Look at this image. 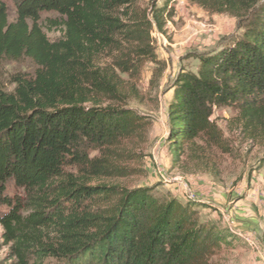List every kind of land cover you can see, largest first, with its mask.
Wrapping results in <instances>:
<instances>
[{"label": "trees", "instance_id": "obj_1", "mask_svg": "<svg viewBox=\"0 0 264 264\" xmlns=\"http://www.w3.org/2000/svg\"><path fill=\"white\" fill-rule=\"evenodd\" d=\"M11 1L14 21L0 1V63L35 66L12 92L0 70V225L13 264H210L231 236L202 219L208 205L119 182L136 174L128 163L139 161L151 124L128 105L140 93L123 76L139 77L150 62L157 85L166 64L154 33L168 36L174 1ZM188 2L236 18L242 33L195 55L197 73L177 75L165 141L173 166L229 152L213 120L225 107L264 146V0ZM49 13L59 18L48 21L60 30L56 41L43 28Z\"/></svg>", "mask_w": 264, "mask_h": 264}, {"label": "rangeland", "instance_id": "obj_2", "mask_svg": "<svg viewBox=\"0 0 264 264\" xmlns=\"http://www.w3.org/2000/svg\"><path fill=\"white\" fill-rule=\"evenodd\" d=\"M9 9V19H16V9L11 0H0ZM156 0H141L149 7ZM161 6L165 0H157ZM174 1L175 16L168 23V36L154 33L156 52L166 64L157 85H152L156 66L146 62L136 83L140 96L128 105L148 116L151 124L146 142L139 148V161L129 162L136 174L119 182L129 189L155 187V194L166 200L176 198L182 203L190 200V193L200 203L210 208H199L203 220L231 236L230 245H222L211 258L210 264H264V146L261 138L253 139L241 131L234 108L215 110L213 120L224 132L228 153L217 149L207 150L205 160L198 166L193 162L173 166L165 146L168 135V103L173 97V84L181 70L197 73L199 61L195 55L211 52L235 40L242 33L236 18L225 14H209L188 0ZM59 19L49 13L42 17L43 28L49 39H60L57 26L48 21ZM47 24V25H46ZM2 87L8 92L15 88L19 76L33 77L34 64L27 59L0 63ZM92 156L98 155L91 152ZM160 170L163 176L160 174ZM192 200V199H191ZM0 225V264H13L10 245L2 238ZM45 264H59L50 259Z\"/></svg>", "mask_w": 264, "mask_h": 264}, {"label": "bare ground", "instance_id": "obj_3", "mask_svg": "<svg viewBox=\"0 0 264 264\" xmlns=\"http://www.w3.org/2000/svg\"><path fill=\"white\" fill-rule=\"evenodd\" d=\"M190 198H191L192 200H196L195 197L192 195V193L190 194Z\"/></svg>", "mask_w": 264, "mask_h": 264}, {"label": "built area", "instance_id": "obj_4", "mask_svg": "<svg viewBox=\"0 0 264 264\" xmlns=\"http://www.w3.org/2000/svg\"><path fill=\"white\" fill-rule=\"evenodd\" d=\"M160 174L163 176V173H162V171L160 170ZM191 194V193H190Z\"/></svg>", "mask_w": 264, "mask_h": 264}]
</instances>
